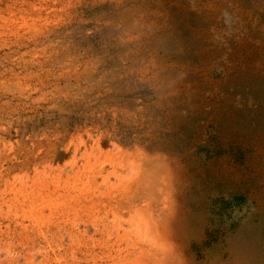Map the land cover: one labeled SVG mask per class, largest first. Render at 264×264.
<instances>
[{"label":"rangeland","instance_id":"374dc122","mask_svg":"<svg viewBox=\"0 0 264 264\" xmlns=\"http://www.w3.org/2000/svg\"><path fill=\"white\" fill-rule=\"evenodd\" d=\"M0 264H264V0H0Z\"/></svg>","mask_w":264,"mask_h":264}]
</instances>
